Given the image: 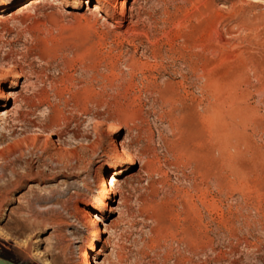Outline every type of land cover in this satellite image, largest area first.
Instances as JSON below:
<instances>
[{
	"label": "rangeland",
	"instance_id": "rangeland-1",
	"mask_svg": "<svg viewBox=\"0 0 264 264\" xmlns=\"http://www.w3.org/2000/svg\"><path fill=\"white\" fill-rule=\"evenodd\" d=\"M66 1L0 16V256L92 259L104 200L96 264H264V0Z\"/></svg>",
	"mask_w": 264,
	"mask_h": 264
},
{
	"label": "bare ground",
	"instance_id": "bare-ground-1",
	"mask_svg": "<svg viewBox=\"0 0 264 264\" xmlns=\"http://www.w3.org/2000/svg\"><path fill=\"white\" fill-rule=\"evenodd\" d=\"M128 1L129 0H117L116 1V3H117V6H116L117 11L122 14L121 15L122 17L120 19L119 24H120V26H123V27L126 26L127 23L129 22V21L127 22V17L125 15V11L127 9ZM83 2H84L83 0H81V1H78V0H67L66 4H68V5H80ZM32 3H33V0H28L27 2L25 1L24 3H22L17 8H14V9H11V5H5L2 8H0V16L4 15L5 12L11 11V10H13V11L18 10V12H19L20 10L28 8V6L31 5ZM85 3H86L87 9H89V7H90L89 1H85ZM99 10H100L99 4L98 3L93 4L92 11L95 12V13H99ZM9 110L10 109H8V110L7 109L0 110V112H1L0 113V120H2L3 117H5L7 115ZM131 160H132V157L129 156V161H131ZM113 185H114V178H113L112 175H109L108 181L104 180L103 187H102V190L100 192L103 195H107V196L109 195V193H114L115 191H114ZM107 186H109V188H107ZM104 203H105L104 200H99L96 204L92 205L90 211H88L86 213V222L89 225L94 226V233H93V237L91 239L92 240V244H91V247H90V253L92 254V259L86 253H84V260H83L82 264H93V263L96 264L94 253L99 252V247H97L96 241L102 235V232H103L101 227L99 225H96L97 224V218H98V215L96 214V212H97L99 206L103 205ZM44 263L45 264H50L49 261H45V260H44Z\"/></svg>",
	"mask_w": 264,
	"mask_h": 264
},
{
	"label": "water",
	"instance_id": "water-1",
	"mask_svg": "<svg viewBox=\"0 0 264 264\" xmlns=\"http://www.w3.org/2000/svg\"><path fill=\"white\" fill-rule=\"evenodd\" d=\"M0 264H18V263L0 256Z\"/></svg>",
	"mask_w": 264,
	"mask_h": 264
}]
</instances>
